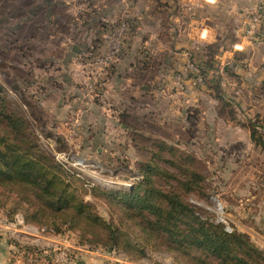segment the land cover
Returning <instances> with one entry per match:
<instances>
[{"label": "rangeland", "instance_id": "374dc122", "mask_svg": "<svg viewBox=\"0 0 264 264\" xmlns=\"http://www.w3.org/2000/svg\"><path fill=\"white\" fill-rule=\"evenodd\" d=\"M141 1L118 0L111 7L105 0H61L65 6L61 12L72 22L61 21L63 29H51L37 19L39 4L47 8L48 0H0L3 95L10 107L26 117L41 147L57 164L87 178L89 186L130 191L143 177V167L158 153V163L168 171L178 174L190 168L203 176L200 189L186 196L201 219L222 224L228 233H244L264 250V0H249L243 10L238 5L243 0H199L197 5H193L196 0L173 5L147 0L144 5L149 9L166 14L168 28L183 32L181 28L190 23L186 17L203 3L211 4L212 24L207 25L222 46L207 59L196 41L179 43L168 52L176 62L169 65L161 58L163 64L155 61L151 55L159 50L152 51L144 41ZM81 8L88 11L84 23L78 18ZM122 16L135 17L139 23L127 33L115 28L116 34L126 36L120 55H114L120 37H107L89 27L95 26L93 18L108 28ZM83 37L89 38L91 47L89 53L82 50L89 55L80 59L73 44ZM141 43L147 50L138 53ZM144 50L156 66L155 73L147 75L144 83L132 84L127 80L133 79L135 69L124 64L126 56L135 51L137 62ZM243 50H248V58L240 55ZM100 56L103 59H97ZM231 57L242 65L227 71ZM106 60L112 64L104 66ZM207 60L212 67H206ZM115 68L116 74H123L121 84ZM124 68L131 75L124 74ZM119 85L120 89L126 85V102H121L124 94L117 92ZM251 122L263 136L262 144L252 139ZM172 182L158 180L157 184L169 188ZM86 198L96 203L100 213L119 220L117 210L110 211L103 199L89 194ZM0 216L4 217L1 212ZM17 217L23 219L20 214ZM31 226L40 235L61 240L52 242L62 250L96 249L80 244L73 230L56 234ZM146 252L162 264H178L165 248L147 244Z\"/></svg>", "mask_w": 264, "mask_h": 264}, {"label": "trees", "instance_id": "16d2710c", "mask_svg": "<svg viewBox=\"0 0 264 264\" xmlns=\"http://www.w3.org/2000/svg\"><path fill=\"white\" fill-rule=\"evenodd\" d=\"M143 62L142 70L150 67ZM206 67H212L208 60ZM249 128L254 142L262 144L256 125L251 122ZM159 158L156 153L143 167V177L130 191L89 186L87 178L59 166L41 147L0 86V212L7 221L20 214L24 223L56 234L73 230L80 244L122 252L131 260L146 256L149 244L165 248L178 264H264V250L246 234L228 233L222 224L201 219L187 201L189 193L200 189L203 176L190 168L172 173ZM158 180L175 183L164 188ZM87 194L103 199L110 211L116 209L119 220L100 213Z\"/></svg>", "mask_w": 264, "mask_h": 264}, {"label": "crops", "instance_id": "0c3cea01", "mask_svg": "<svg viewBox=\"0 0 264 264\" xmlns=\"http://www.w3.org/2000/svg\"><path fill=\"white\" fill-rule=\"evenodd\" d=\"M57 1L58 0H48V3L46 4L48 5L47 8H43L41 7L42 4H39L40 8H38L39 13L37 19L39 22L45 21L44 23L47 28H51V29L64 28L61 21L57 23V18L61 19L65 17L64 13L61 12L65 8V6L62 5L61 0H59V2ZM105 1L109 2L111 7H116L117 4L115 3L118 0H105ZM146 1L147 0H142L140 2L141 5H140V14H139L141 19V26L144 28V33L146 34L144 35L143 38L145 39L144 41H147L148 45L153 47L152 51L156 52L159 50V52H157L159 54L151 55L155 57V61H157L158 63L163 64L162 62H160V60H158L159 58H161L166 65H169L172 60L170 58V55H168L169 54L168 52L171 51L172 48L177 47L179 43L181 44L188 43V45H191L193 41H196L195 43L197 44L195 45H197L198 49H204L203 54L206 55L207 59H209L211 55L210 53L212 54L216 53L217 46H222L220 42H218V39L220 38L218 36L220 35H218L217 36L218 38H216L215 34L213 33L212 26L207 25V24H212L211 19L213 18V16L212 14H210L211 4L203 3L202 6L197 7L198 13L197 12H195V14L190 13V15L186 17L190 23L186 27L181 28L184 29L183 32L180 30L178 31L176 27H174V29L168 28L169 26H166L164 21L166 19L165 17L166 14H164V12L161 11L156 12L154 10L149 9L150 7L148 6V4H147L148 7L144 5ZM156 1L157 4H163L165 2L174 4L178 2L182 3V1L184 0H156ZM240 1L242 0H238V2ZM248 1L249 0H243V4H238L239 7H242L243 10V7L247 5L246 2ZM200 3L201 2L199 0H196L195 4L193 5H197ZM199 9L201 10L199 11ZM54 13H57L58 15ZM181 23L182 25L187 24V22L184 20ZM41 25L43 26V24ZM193 36L196 39L193 38ZM81 39L82 40H79L78 42V45H80L79 52L81 51V53H84V51L88 50L91 47L90 46L91 44L89 38L83 37ZM243 44L245 43L243 42ZM141 45L142 48L141 47L139 48L138 53L141 52L143 48L147 50V47L145 45H143L142 43ZM163 48L164 50H162L163 52H161V49ZM83 49L84 51H82ZM135 51H133L132 53L129 52V55L126 56L127 61L126 63H124L125 65L127 64L133 65V69H135V71L133 72L134 73L133 79L132 80L128 79L127 81H129L132 84H141L147 81L148 78L147 75H151L155 73L154 68L156 66L152 64L153 63L151 61L152 59L147 51H145V55L144 57H142V60H139V58H137V62H136ZM246 51L248 50L245 51L243 50L240 53V55L244 58L245 57L248 58V52ZM67 55L70 56L69 53H67ZM253 56L255 57V55ZM232 60H233L232 57L228 59V61H231L230 63L227 64L228 68L234 65L237 66V64L242 65L238 63V60L237 61L234 60L235 62H233ZM143 61H147V62L149 61L151 63L150 67H147V69L142 70V66L144 64ZM173 64H176V62H173ZM122 71H125L124 74L131 75L129 68L128 71H126L125 68ZM122 75L123 74H120V72H117L116 74V68H115V78L118 79V82L120 84H121V80L119 79V77H121ZM253 80H251L252 83H254ZM262 84H264L263 81ZM120 87L121 85L117 87L118 89L117 92L119 91L120 94L122 93L124 94L123 100L121 102H126V99L129 97L126 94L127 91L126 85L122 89H120ZM25 231H26L25 226L21 224H15V225L11 224V222L7 221L5 217L0 216V264H105L112 257V253L106 252L101 248H96L94 250L79 248L78 250H76V252L74 250L72 252L73 254H77L74 262L72 263L56 262L54 255L56 254L57 250L60 249L61 247L54 245L52 241H56V240L61 241V240H58L57 238L55 240H52L50 236L38 234V231L37 232L32 231L31 233ZM115 255H117L119 259L123 261L124 264H162L158 258H153L149 256H144L136 260H131L122 252H117Z\"/></svg>", "mask_w": 264, "mask_h": 264}, {"label": "built area", "instance_id": "2783aa9c", "mask_svg": "<svg viewBox=\"0 0 264 264\" xmlns=\"http://www.w3.org/2000/svg\"><path fill=\"white\" fill-rule=\"evenodd\" d=\"M172 11H173V9L170 11V13L175 15L176 11H173V12ZM87 13H88V11H86V10L84 11L83 8L80 9V12L78 14V18L81 19V23H84V21H82V18L84 16L86 17ZM64 16H65L64 18H61V19L58 18L57 19V23L59 21H63V23H67V24L72 22L71 17L69 15H65L64 14ZM96 20H97V18H93L91 21L93 22V24H95V26L89 27L90 29H94L95 33H104V34L107 35V37L108 36H114V35H117L118 37H120V42L119 43L116 42V44H115V45H117L119 47V49L117 50V52L115 51L114 55H116V54L120 55L119 54L120 50H121V46L120 45H122L124 47V43H125L124 41H125V36H126V34L124 35V37L120 36L119 34H116L118 31L115 32V28L121 27L122 33H127L130 28H134L139 23L135 17L130 16V17L126 18L125 16H122V17L119 18L120 21H118L117 23H115V24L112 23L111 24L108 21V23H109L108 28H103V26L106 25V24L103 23V22H100V23L96 22L95 23L94 21H96ZM77 29H78L77 31H79L80 27H78ZM122 38H123V42H122ZM115 39L116 38H114L111 41H114ZM106 43H107V41H106ZM75 45H77V44H73V46H75ZM77 46L80 47V45H77ZM109 46H110L109 49L114 53V49L115 48L112 46V42H109ZM89 52H90V48L88 49V53ZM76 54L78 55V58H80V59H84V57H87L89 55V54L81 53V51L80 52H76ZM101 58L103 59V56L102 57L100 56L97 59H101ZM98 62H101V61H98ZM107 62H108V60H106L103 63L104 66H109V65L112 64V63L110 64V61L108 62V64H107ZM11 224H14V225L15 224H21V225L25 226L26 227V231L25 232L31 233L32 231L35 230V228L33 226L24 223L23 219H21L19 217H17L15 221L11 222ZM42 230L44 231V230H46V228H42ZM115 254H116L115 252L112 253V257L105 264H124L123 261L121 259H119V257L117 255H115ZM76 256H77V254H73L70 251L58 249L56 254L54 255V258H55L56 262L72 263V262L75 261Z\"/></svg>", "mask_w": 264, "mask_h": 264}, {"label": "bare ground", "instance_id": "6f19581e", "mask_svg": "<svg viewBox=\"0 0 264 264\" xmlns=\"http://www.w3.org/2000/svg\"><path fill=\"white\" fill-rule=\"evenodd\" d=\"M84 159H81L80 160V162L81 163H84L85 162V160L83 161ZM77 165V164H76ZM80 167V166H79ZM81 168H84V166H81ZM84 171V170H83ZM96 171V170H95ZM97 172V171H96ZM95 178V177H94ZM100 178V177H99ZM99 181H100V179H99ZM107 183H109V184H111V185H113V183L112 182H107ZM115 183V182H114ZM117 183V182H116Z\"/></svg>", "mask_w": 264, "mask_h": 264}, {"label": "water", "instance_id": "95a60500", "mask_svg": "<svg viewBox=\"0 0 264 264\" xmlns=\"http://www.w3.org/2000/svg\"><path fill=\"white\" fill-rule=\"evenodd\" d=\"M76 52H79V46L75 45L73 48Z\"/></svg>", "mask_w": 264, "mask_h": 264}]
</instances>
